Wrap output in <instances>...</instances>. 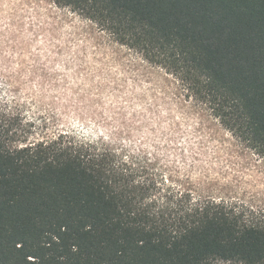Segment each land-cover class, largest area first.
I'll return each mask as SVG.
<instances>
[{"label": "trees", "instance_id": "16d2710c", "mask_svg": "<svg viewBox=\"0 0 264 264\" xmlns=\"http://www.w3.org/2000/svg\"><path fill=\"white\" fill-rule=\"evenodd\" d=\"M54 2L131 58L36 72L107 134L0 100V264H264V207L206 188L201 158L230 136L264 159V0Z\"/></svg>", "mask_w": 264, "mask_h": 264}, {"label": "rangeland", "instance_id": "374dc122", "mask_svg": "<svg viewBox=\"0 0 264 264\" xmlns=\"http://www.w3.org/2000/svg\"><path fill=\"white\" fill-rule=\"evenodd\" d=\"M74 54L84 59L86 69L113 72L127 68L111 65L112 55L122 57L121 61L131 58L126 49L54 0H0V100L22 109L28 120L36 122L39 133L107 134L106 128L95 123L98 116L90 107L76 108L61 98V90L48 91L39 83V69H63ZM227 137L231 148H209L201 156L209 174L205 187L227 199L264 207V159Z\"/></svg>", "mask_w": 264, "mask_h": 264}]
</instances>
